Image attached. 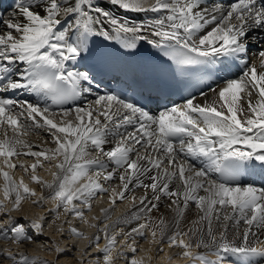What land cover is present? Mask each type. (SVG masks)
I'll return each mask as SVG.
<instances>
[{
	"label": "bare ground",
	"instance_id": "6f19581e",
	"mask_svg": "<svg viewBox=\"0 0 264 264\" xmlns=\"http://www.w3.org/2000/svg\"><path fill=\"white\" fill-rule=\"evenodd\" d=\"M259 4L19 0L15 9L0 14V55L23 62L19 69L26 67L32 52L41 61L61 62L83 28L104 35L137 30L150 39L174 35L200 49L218 46L228 34L232 47H242L249 61L243 77L252 100L251 106L242 99L237 87H248L240 81L219 85L206 97L202 111L185 119L191 131L179 143H168L160 135V125H168L174 112L146 115L105 92L87 98L92 104L67 110L21 104L19 113L28 115L0 112V167L16 169L17 179L0 169L5 204L16 200L19 205L10 206L12 211L0 209V264H241L244 259L264 264V238L240 247L230 244L243 237L252 214L264 218V187L222 184L211 166L195 167L186 160L188 147L205 135L203 130L225 137L212 141L217 149L234 141L226 137L232 132L249 141V150L264 140V23L253 10ZM24 17L30 19L27 28L20 25ZM44 46L48 49L39 52ZM211 110L227 116V122ZM247 126L250 132L244 135ZM165 162L174 168L172 173L159 167ZM39 169L47 178L35 172ZM102 188L107 190L104 195L99 193ZM57 190L68 193L66 204ZM4 212L10 214L5 219ZM43 213L51 215L43 221ZM41 223L55 243L40 235L31 248ZM176 228L191 230L201 245H191L183 233L160 237ZM252 247L256 250L251 258L234 252Z\"/></svg>",
	"mask_w": 264,
	"mask_h": 264
},
{
	"label": "rangeland",
	"instance_id": "374dc122",
	"mask_svg": "<svg viewBox=\"0 0 264 264\" xmlns=\"http://www.w3.org/2000/svg\"><path fill=\"white\" fill-rule=\"evenodd\" d=\"M22 23L20 24L21 26H23V27H25V28H27L28 26H29V24H30V19L28 18V17H24V19L21 21ZM15 28H16V30H17V27H16V25H13ZM2 30V29H1ZM248 93H250L249 92V90H247V91H243V99L246 101V102H251L252 103V100H250L249 99V97H248ZM245 97V98H244ZM89 104H91L90 102H89ZM38 140H40V139H38ZM123 157V155H121V154H119V163H120V159ZM3 160V159H2ZM3 163H5L6 164V162H5V160H4V162ZM29 162H26V163H24L25 164V166H29V164H28ZM1 165V164H0ZM8 166V165H7ZM159 167H161V168H163V171H165V172H168V173H172L171 171H174V169L172 168V167H170V165H168V164H166V162L164 163V164H159ZM168 167V168H167ZM2 167H0V169H1ZM7 169H3V170H5V171H9V172H11V174H12V177L13 178H11V179H16V176H15V174H16V169L15 170H13V169H9L10 167H6ZM169 168H170V170H169ZM40 170V169H39ZM27 171V170H26ZM49 171H52V169H50ZM21 172H22V170H21ZM35 172H37V174H40L39 176H41V178L43 179H45V178H47V172L46 171H44V172H41V170L40 171H35ZM10 174V173H9ZM1 176V175H0ZM11 177V176H10ZM59 177H61V176H59ZM36 180H37V182H39L40 181V179H37V178H35ZM106 179V182L107 181H112L110 178H105ZM0 181H1V183H2V179L0 178ZM16 181H17V179H16ZM30 183H32V182H28V183H26V185L28 186V187H30L31 188V186L29 185ZM59 188V187H58ZM4 190V191H3ZM103 190H105V192H107V190L106 189H103ZM103 190H102V192H103ZM142 190H145V188L144 187H142ZM58 192H59V190H57ZM28 193H32V194H34L35 193V191H28ZM58 194V193H57ZM68 193H66L65 191H63L62 193H60L59 192V196H62L63 197V199H64V204H66L67 203V198H66V195H67ZM7 196V192H6V190L4 189V185H3V183L0 185V209L2 208V207H4L6 210H8L9 209V211H12V210H10V206H12V208L11 209H14V208H18V203H16V200H13V201H11L10 202V199H9V202H10V204L7 206V204H5V197ZM65 197V198H64ZM3 204V205H2ZM31 205H34V203L32 202L31 203ZM10 213V212H9ZM4 215H1V218H3V219H5L7 216L6 215H10V214H7V213H3ZM11 214H12V212H11ZM45 218L43 219V221L45 220V219H47L48 218V216H50L51 214H42ZM46 216H47V218H46ZM258 216H260V219L255 223V221H256V219H257V217ZM72 225H74L73 223H72ZM1 228V227H0ZM81 229L83 228V227H80ZM26 232H30V228H27L26 229ZM242 232H243V237L240 239V240H232V241H230V244L231 245H236V246H238V247H240V246H242V245H244V244H246V243H256V242H258V241H260L261 239H263L264 238V218H263V216H262V214H260V213H256V214H252L251 216H250V218H249V220L244 224V226H243V228H242ZM174 233H183V234H185L186 235V237H187V240H188V242L191 244V245H201V244H199L198 242H197V239L195 238V236L192 234V232H191V230H185V229H182V228H176V229H173V230H167V231H165L164 233H160V237L162 238V239H166V238H168L170 235H172V234H174ZM40 235H44V236H46L48 239L50 238L51 239V242H52V244H54L55 243V240H54V237H53V235L51 234V233H48L47 231H45L44 230V228H43V226H42V223H41V228H40V231H37V233H36V237L34 236V242H33V244H32V246H31V248H35V246L37 245V242H36V240H37V238H38V236H40ZM25 264V263H24Z\"/></svg>",
	"mask_w": 264,
	"mask_h": 264
}]
</instances>
